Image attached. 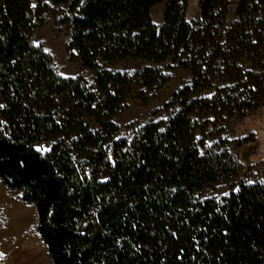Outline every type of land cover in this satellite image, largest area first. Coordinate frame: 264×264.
Returning a JSON list of instances; mask_svg holds the SVG:
<instances>
[{"label":"trees","instance_id":"obj_1","mask_svg":"<svg viewBox=\"0 0 264 264\" xmlns=\"http://www.w3.org/2000/svg\"><path fill=\"white\" fill-rule=\"evenodd\" d=\"M187 7L0 0V178L34 204L53 264H264V182L207 194L240 168L207 139L264 107V0L233 18L228 0H202L195 19ZM54 11L92 81L61 76L34 43ZM176 68L188 78L168 117L120 138L135 87L148 101Z\"/></svg>","mask_w":264,"mask_h":264},{"label":"rangeland","instance_id":"obj_2","mask_svg":"<svg viewBox=\"0 0 264 264\" xmlns=\"http://www.w3.org/2000/svg\"><path fill=\"white\" fill-rule=\"evenodd\" d=\"M202 0H188L187 18L195 19L201 13ZM230 17L235 16L241 0H228ZM166 2L151 10L157 25L164 22ZM60 12L49 14L47 21L33 34L36 45L47 49L57 72L63 77L83 74L92 81L93 72L87 69L76 54L70 55L69 44L72 25L59 22ZM114 69H122L121 65ZM168 81L145 101L141 90L135 87L126 101L123 111L115 118L120 127L119 137H129L132 133L151 121L166 119L165 104L184 84L188 72L182 68L168 69ZM212 148H226L239 163V171L232 178L208 195L221 197L238 189L241 183L264 182V107L242 118L235 116L225 125L220 137L207 139ZM250 183V184H251ZM0 264H53L44 241L38 231V217L32 202L22 199L21 192L8 187L0 178Z\"/></svg>","mask_w":264,"mask_h":264},{"label":"snow or ice","instance_id":"obj_3","mask_svg":"<svg viewBox=\"0 0 264 264\" xmlns=\"http://www.w3.org/2000/svg\"><path fill=\"white\" fill-rule=\"evenodd\" d=\"M45 51H47V49H45ZM0 107H2V106H0ZM37 151H39V152H44V151H46V149L44 148V147H42V146H37ZM251 183V182H250Z\"/></svg>","mask_w":264,"mask_h":264}]
</instances>
